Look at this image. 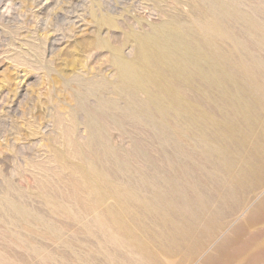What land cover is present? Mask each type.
I'll return each instance as SVG.
<instances>
[{
  "label": "bare ground",
  "instance_id": "6f19581e",
  "mask_svg": "<svg viewBox=\"0 0 264 264\" xmlns=\"http://www.w3.org/2000/svg\"><path fill=\"white\" fill-rule=\"evenodd\" d=\"M181 2L189 6L186 18L167 15L147 32L127 34L134 44L131 56L99 39L110 52L115 77L98 81L101 90L93 89L95 82L87 87L93 96L109 89L116 96L99 95L98 106L85 111L83 143L72 137L74 113L72 124L61 130L62 148L53 157L64 172L58 178L65 200L76 209L51 202L46 192L44 206L70 219L83 237L60 240L62 230L38 211L31 217L22 204L6 201L14 240L0 250V264H13L6 251L17 242L38 264H56L53 253L42 254L43 245L17 239V219L35 239L41 237L31 218L60 241L67 251L62 258L72 250L74 264H98V257L106 264H173L176 254H198L225 207L248 186L249 173L264 169L252 163L257 159L264 166V21L239 11L234 0ZM79 103L84 106V98ZM109 127L134 136L133 147L113 146ZM225 177L231 181L223 184ZM222 185L216 203L213 195ZM256 210L264 211V197L250 213Z\"/></svg>",
  "mask_w": 264,
  "mask_h": 264
},
{
  "label": "rangeland",
  "instance_id": "374dc122",
  "mask_svg": "<svg viewBox=\"0 0 264 264\" xmlns=\"http://www.w3.org/2000/svg\"><path fill=\"white\" fill-rule=\"evenodd\" d=\"M181 1L0 0L1 251L14 240L4 215L6 201L22 204L30 215L39 212L42 219L62 230L60 240L83 237L70 219L61 213L51 214L49 204L44 206L47 200L42 194L46 192L51 202L61 201L76 209L72 201L65 200V189L58 178L64 172L57 169L53 155L62 148V131L72 124V113L76 117L72 137L83 143L87 137L85 111L98 106L99 95L116 96L110 89L100 94L97 91V96H93L87 87V83L95 82L93 89L101 90L98 81L115 77L110 52L99 44V39L104 38L111 47H122L123 54L131 56L134 44L127 34L147 32L151 25L165 21L171 14L186 18L189 6ZM234 1L239 11L264 21V0ZM79 98H84V106H80ZM120 102L123 104V99ZM109 132L110 143L123 151L130 150L136 142L134 136L113 127H109ZM254 160L257 159L251 161L253 164L264 168ZM263 170L247 174L248 186L239 191L236 202L225 207L217 230L201 241L198 254H176L173 264H199L207 257L206 264H264V211L250 213L264 197ZM230 181L231 177H225L223 184ZM224 188L222 185L215 191L214 202L219 201ZM18 220L17 239L43 245L42 254L53 253L56 264H74L72 250H68L67 260L62 258L66 250L44 225L30 219L40 232L41 237L35 239L36 234ZM150 231L152 227L148 226L145 232L151 236ZM9 245L5 253L13 264H38V257L21 248L19 242ZM98 258V264H106L103 257Z\"/></svg>",
  "mask_w": 264,
  "mask_h": 264
}]
</instances>
